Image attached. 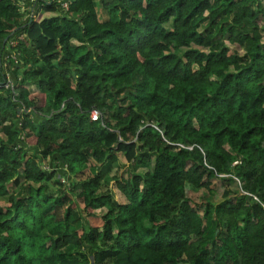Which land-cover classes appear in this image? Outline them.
I'll use <instances>...</instances> for the list:
<instances>
[{
  "label": "trees",
  "instance_id": "1",
  "mask_svg": "<svg viewBox=\"0 0 264 264\" xmlns=\"http://www.w3.org/2000/svg\"><path fill=\"white\" fill-rule=\"evenodd\" d=\"M22 1L0 0V264H264V0Z\"/></svg>",
  "mask_w": 264,
  "mask_h": 264
},
{
  "label": "rangeland",
  "instance_id": "2",
  "mask_svg": "<svg viewBox=\"0 0 264 264\" xmlns=\"http://www.w3.org/2000/svg\"><path fill=\"white\" fill-rule=\"evenodd\" d=\"M24 1V2H23ZM22 1V3H21V5H20V7H21V10H23V11H29V10H31L32 9V6H35V1L36 0H23ZM65 4L66 3H63V6L65 7ZM34 8V7H33ZM35 8H36V6H35ZM33 10V9H32ZM98 11H99V17L100 18H102V19H106L107 18V13H106V11L102 8V6H98ZM52 14V13H51ZM48 16V15H50V13H43V14H41V16ZM262 40L264 41V37L262 38ZM9 45H11V42L9 41ZM9 45H7V47L9 46ZM5 54L6 55H4L3 54V57H2V59H3V65L5 66L6 65V63H7V61L9 60V58L10 59H12L13 60V57H12V52L11 51H5ZM6 76L7 77H10V78H12V76H11V73H9V72H6ZM28 88L31 90V91H34V92H36V90H37V88H36V86L35 85H33V84H29L28 85ZM121 161L123 162V163H125V159H124V157H122L121 156ZM44 163L47 165V167H48V169H50V168H53V167H55L54 165V161L52 160V159H47V160H45L44 161ZM115 171V170H114ZM59 172H62V173H64V171H62V170H59ZM89 174V171H88V169L86 168L85 170H83V172L80 174V175H78V176H80V177H85V176H87ZM65 177V176H64ZM65 179L68 181V182H71V177L70 176H66L65 177ZM213 182V181H212ZM190 187V186H189ZM188 187V188H189ZM10 189H11V191H14V190H16V188H15V186L14 185H12V184H10V187H9ZM191 189L189 190V198H190V201H191V203H196V202H201V203H204L205 201H207V200H209L211 203H216V202H218V201H220V199H221V193H222V188H220V187H218L217 186V189H216V194H215V196H208V193H207V191L206 190H204V189H193L192 187H190ZM111 191H112V193L114 194V196L116 197V199H118V200H122L123 198L120 196V194L113 188V186H112V188H111ZM200 204V203H199ZM6 205V202H5V200L4 199H2V198H0V206H5ZM103 211L104 210H102V209H100V210H97V212H96V216H100L102 213H103ZM202 214V213H201Z\"/></svg>",
  "mask_w": 264,
  "mask_h": 264
},
{
  "label": "built area",
  "instance_id": "3",
  "mask_svg": "<svg viewBox=\"0 0 264 264\" xmlns=\"http://www.w3.org/2000/svg\"><path fill=\"white\" fill-rule=\"evenodd\" d=\"M66 7V4H65ZM12 44V43H11ZM12 57L14 60H16V56L12 53ZM4 86L5 87H10V94H13V79H11L10 77H8L5 82H4ZM100 117V113L97 109H92L91 113H90V118L91 120L95 121Z\"/></svg>",
  "mask_w": 264,
  "mask_h": 264
},
{
  "label": "crops",
  "instance_id": "4",
  "mask_svg": "<svg viewBox=\"0 0 264 264\" xmlns=\"http://www.w3.org/2000/svg\"><path fill=\"white\" fill-rule=\"evenodd\" d=\"M23 2H24V1H23ZM32 9H33V6H32ZM32 9H31V10H32ZM4 55H6V54L4 53Z\"/></svg>",
  "mask_w": 264,
  "mask_h": 264
}]
</instances>
